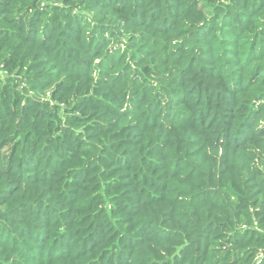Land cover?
<instances>
[{
  "label": "trees",
  "instance_id": "16d2710c",
  "mask_svg": "<svg viewBox=\"0 0 264 264\" xmlns=\"http://www.w3.org/2000/svg\"><path fill=\"white\" fill-rule=\"evenodd\" d=\"M238 5L0 0V264H264V7Z\"/></svg>",
  "mask_w": 264,
  "mask_h": 264
},
{
  "label": "clouds",
  "instance_id": "9594fccd",
  "mask_svg": "<svg viewBox=\"0 0 264 264\" xmlns=\"http://www.w3.org/2000/svg\"><path fill=\"white\" fill-rule=\"evenodd\" d=\"M254 5H257V6H261V7H264V0H240V5H238V7L240 8V11L242 14H248L251 12V9ZM262 15H264V13H262ZM97 64L99 66H97ZM97 64H93L91 65V77H92V82L93 83H96L99 79H100V73L106 71L107 69L105 68V61H104V58L101 57V59L97 62ZM73 75L75 77V84L73 86V90H75V85H79L81 84V82H87L88 79H89V67L88 66H81L80 68H77V69H73ZM63 78V77H61ZM107 80L108 78L105 77L104 78V81L105 83H107ZM55 83H59V80H56ZM55 83L51 85V87H49V91H52L54 88H55ZM89 93H85V95H88ZM122 96V94H121ZM46 99V97H45ZM117 105H120V104H123L124 103V98H121V99H118L116 101ZM135 103V100H129L126 107L128 109V111H135L134 108H133V105ZM192 104H193V111L192 113L190 114L192 116V119H193V122H194V127L196 128V133H197V136L198 138L199 137H206L207 138V142L210 144V145H214L215 144V137L220 135V130L217 129V130H209L207 132L204 131V128L206 126L204 125H200L198 121L195 120V116H196V108H195V101L193 100L192 101ZM67 105H62L60 106L61 109L63 107H66ZM51 110V109H49ZM117 111H123V109L121 108H117ZM137 116H139V113H135ZM185 117L187 118V116L189 115L187 112H185ZM243 120H244V116L241 115L237 118V122L235 124V128L232 129L233 131V134L234 135H242L243 134V131L242 129H240V125L241 123H243ZM163 123V122H162ZM249 131H252V130H249ZM16 132L15 130V126L14 124L11 126V127H8L7 129L5 130H0V138H3L4 136L6 135H14ZM163 138V137H162ZM203 142V141H201ZM256 154L258 156L261 157V168H260V175L262 178H264V148H258L257 151H256ZM222 159V157H221ZM239 165H240V168H239V171L242 173L244 171V165L247 163L246 159L244 157H241L238 161ZM253 174V170L250 168L249 169V175H252ZM227 195V194H226ZM239 195V194H237ZM251 195V192H248L247 191V186L245 185V196L243 197V200L242 201H236V203H241L242 206H243V203L244 202H247V197ZM235 200V198H233ZM229 212H231L233 209H234V204H233V201H229ZM249 227H253V224H249ZM234 230L236 231H242V229L237 226ZM258 235L264 237V226L261 227V230L259 231ZM262 247H264V245H262ZM244 251H247V249H245ZM244 251H242L240 253V255H244ZM258 259L257 258L255 261L251 262V264H258Z\"/></svg>",
  "mask_w": 264,
  "mask_h": 264
},
{
  "label": "rangeland",
  "instance_id": "374dc122",
  "mask_svg": "<svg viewBox=\"0 0 264 264\" xmlns=\"http://www.w3.org/2000/svg\"><path fill=\"white\" fill-rule=\"evenodd\" d=\"M201 5V8H202V10L205 12V13H207L208 12V7L207 6H205L204 4H200Z\"/></svg>",
  "mask_w": 264,
  "mask_h": 264
}]
</instances>
